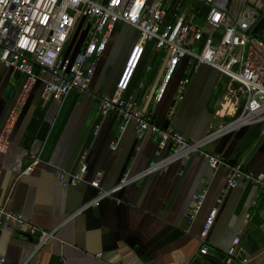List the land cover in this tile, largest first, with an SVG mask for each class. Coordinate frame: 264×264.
Masks as SVG:
<instances>
[{"label":"crops","instance_id":"1","mask_svg":"<svg viewBox=\"0 0 264 264\" xmlns=\"http://www.w3.org/2000/svg\"><path fill=\"white\" fill-rule=\"evenodd\" d=\"M255 8L259 23L264 25V0H257ZM116 30L91 82L94 93H113L137 39V32L128 25L120 24ZM118 53L120 61L112 69L111 60ZM191 64L189 58L181 62L158 104L153 102L163 73L158 62L150 72L138 70L127 95L145 106L152 122L161 128L167 122L190 140L212 135L204 149L228 165L252 172L264 170L261 126L229 125L243 99L242 95L230 96L226 77L202 66L191 75L182 99L174 103L176 79L188 75ZM13 75L0 64V120ZM40 92L38 84L21 110L7 152L0 153V200L25 224L55 231V238L39 246L38 232L31 235L5 224L0 230V254L5 264H223L236 237L249 264H264L263 191L242 180L226 191V168L214 170L197 155H190L184 167L178 160L169 162L172 146L161 148L158 135L138 140L132 124L121 132L120 118L113 113L101 116L94 100L70 92L53 98L43 108ZM31 154H35L36 163L32 171L22 174L34 162ZM82 163L87 166L84 181L62 187L57 173L76 172ZM158 163L162 167L76 214L100 194L89 184L96 173L102 174L101 188L111 190L123 177L143 174ZM203 191V206L189 226L193 197ZM214 207L218 211L207 240L210 255L202 256L198 235Z\"/></svg>","mask_w":264,"mask_h":264},{"label":"built area","instance_id":"2","mask_svg":"<svg viewBox=\"0 0 264 264\" xmlns=\"http://www.w3.org/2000/svg\"><path fill=\"white\" fill-rule=\"evenodd\" d=\"M256 1L192 0L193 6L189 8L186 0H0V64L13 74L19 73L18 82L13 83L14 95L0 123V153L7 152L21 110L33 88L39 84L43 108L53 98L77 92L94 100L101 116L116 114L121 120V132L132 124L138 140L158 135L161 148L170 145L174 149L169 162L178 160L184 167L190 155H197L214 170L220 167L229 170L226 191L235 188L242 180L264 192V170L252 172L240 165H228L204 149L212 135L190 140L170 127L163 129L152 122L145 106L132 95H127L146 47L152 45V58L145 65V71L150 72L154 62H158L163 70L153 96L154 103L163 100L176 78L179 65L189 58L192 64L188 75L176 79L174 103L182 99L191 75L200 67L209 66L226 77L231 97L237 93L242 95L243 103L230 127L259 124L260 135H264V40L256 37L257 34L264 37V25L258 22ZM201 6L209 8L205 17L199 16ZM197 19H203L212 27L208 36H203L201 26L195 22ZM120 24L135 30L137 39L125 58L113 93H94L90 85L99 60ZM77 27L83 32L79 40L81 45L74 51L72 34ZM200 42V53H194ZM233 84L238 87L233 89ZM116 147L117 142L112 143V148ZM31 157L34 162L22 174L32 171L37 158L35 154ZM161 165L158 163L140 175L123 177L111 190L101 188L102 174L96 173L89 184L99 189L100 194L76 214ZM86 172L87 166L82 163L76 172H58L57 179L64 188L75 187L84 181ZM193 198L195 205L187 218L189 226L203 206L206 191ZM221 202L222 198L218 200ZM217 211V207L209 211L198 235L202 256L210 255L207 240ZM5 224H12L31 235L38 232L39 246L55 238V231L46 232L25 224L19 214L8 211L0 200V230ZM242 252L240 238L236 237L225 252L223 264H249V258ZM0 264H5L1 254Z\"/></svg>","mask_w":264,"mask_h":264},{"label":"rangeland","instance_id":"3","mask_svg":"<svg viewBox=\"0 0 264 264\" xmlns=\"http://www.w3.org/2000/svg\"><path fill=\"white\" fill-rule=\"evenodd\" d=\"M186 6H188L189 8H191L192 6H193V2H192V0H186ZM201 21V23H202V25H201V30H202V33H203V36L204 37H206V36H208L211 32H212V27L209 25V24H207V23H205L204 21H203V19H201L200 20ZM260 21V19L258 18V22ZM79 27H77L76 29H75V31H74V33L72 34V40L73 39H75V44H74V51H76L78 48H79V46H78V43H79V40H80V38L82 37V32L83 31H79ZM116 32H117V30H116ZM115 32V33H116ZM116 36H118V33L116 34ZM256 37H258V38H260V39H263L262 38V36L260 35V34H257L256 35ZM264 40V39H263ZM201 46H202V42H200L199 44H198V46H196V48H194V50H193V52L194 53H200V51H201ZM117 53V52H116ZM119 53H120V51H119ZM119 53L118 54H115L114 56H113V58H112V60H111V64H110V66H111V68L113 69V67H114V65L116 64V63H119V59H120V56H119ZM151 58L152 57H150V60H151ZM150 62V61H149ZM148 62V63H149ZM233 89H236L238 86L236 85V84H233L232 86H231ZM238 95H240L239 93H237L236 94V96H238ZM231 120H228L226 123H229Z\"/></svg>","mask_w":264,"mask_h":264},{"label":"water","instance_id":"4","mask_svg":"<svg viewBox=\"0 0 264 264\" xmlns=\"http://www.w3.org/2000/svg\"><path fill=\"white\" fill-rule=\"evenodd\" d=\"M208 10H209V8L207 6H202L201 11L199 12V15L205 17L207 15V13H208ZM195 22L198 25H200V26L202 25L200 20H196ZM80 44H81V42L78 43V46H80ZM18 79H19V73L15 72L13 77H12V82L16 83L18 81ZM6 91H7L8 102H7L6 108H5L4 112H3V116H2V118L0 120V123H1V121H2V119L4 117V115H5V112H6L8 106H9L11 100H12L13 95H14V86H13V84L9 85L7 87ZM167 127H168V123L165 122L163 124V129H166Z\"/></svg>","mask_w":264,"mask_h":264},{"label":"trees","instance_id":"5","mask_svg":"<svg viewBox=\"0 0 264 264\" xmlns=\"http://www.w3.org/2000/svg\"><path fill=\"white\" fill-rule=\"evenodd\" d=\"M263 39H264V37H263ZM152 52H153L152 45H148L146 47L145 56H144L142 62L140 63L139 67L137 68V71L135 72L134 76H136L138 70H140L141 73H143V70L145 69V65L148 63L149 58L152 57Z\"/></svg>","mask_w":264,"mask_h":264}]
</instances>
